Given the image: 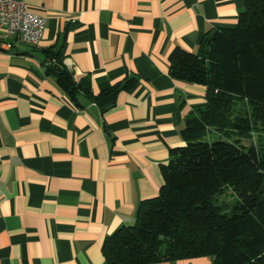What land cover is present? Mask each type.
Instances as JSON below:
<instances>
[{"label": "crops", "instance_id": "1", "mask_svg": "<svg viewBox=\"0 0 264 264\" xmlns=\"http://www.w3.org/2000/svg\"><path fill=\"white\" fill-rule=\"evenodd\" d=\"M24 1L44 28L36 46L0 48V264H106L104 239L158 194L206 105L205 86L169 74L170 53L234 27L244 0ZM56 55L75 100L47 74Z\"/></svg>", "mask_w": 264, "mask_h": 264}, {"label": "trees", "instance_id": "2", "mask_svg": "<svg viewBox=\"0 0 264 264\" xmlns=\"http://www.w3.org/2000/svg\"><path fill=\"white\" fill-rule=\"evenodd\" d=\"M237 23L205 35L198 52L176 47L169 74L203 85L206 105L180 131L184 145L161 168L158 194L142 201L133 225L102 243L106 264H149L209 256L213 264H264V0H244ZM47 74L73 100L77 83L57 55ZM126 80L101 93L128 89ZM89 93V86L82 88ZM230 187L238 202L215 197Z\"/></svg>", "mask_w": 264, "mask_h": 264}, {"label": "built area", "instance_id": "3", "mask_svg": "<svg viewBox=\"0 0 264 264\" xmlns=\"http://www.w3.org/2000/svg\"><path fill=\"white\" fill-rule=\"evenodd\" d=\"M43 28L44 18L30 11L24 0H0V48L36 46Z\"/></svg>", "mask_w": 264, "mask_h": 264}, {"label": "rangeland", "instance_id": "4", "mask_svg": "<svg viewBox=\"0 0 264 264\" xmlns=\"http://www.w3.org/2000/svg\"><path fill=\"white\" fill-rule=\"evenodd\" d=\"M261 129L257 132L253 138V143L260 150L264 149V125H258ZM215 201L218 205H222L227 209H231L237 202L238 197L233 193L230 187H226L222 194L215 197Z\"/></svg>", "mask_w": 264, "mask_h": 264}]
</instances>
